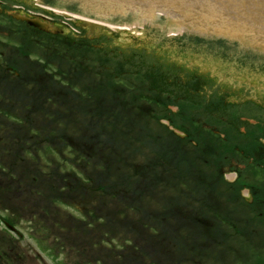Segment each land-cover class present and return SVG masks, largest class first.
Instances as JSON below:
<instances>
[{
    "label": "rangeland",
    "instance_id": "374dc122",
    "mask_svg": "<svg viewBox=\"0 0 264 264\" xmlns=\"http://www.w3.org/2000/svg\"><path fill=\"white\" fill-rule=\"evenodd\" d=\"M0 13L4 14L0 17L4 33L16 27L24 28L11 18L21 13L52 22L63 34L78 39L81 46L91 43L86 41H91L92 37L80 34L75 23L37 9L28 1L13 4L10 0H0ZM21 35L16 38L24 40ZM32 45L33 59H44L42 49ZM93 45L97 51L101 49L96 60L100 63L97 72L101 76L104 72L121 76L125 85L129 79L135 90L148 84L147 89L150 85L151 90L146 95L152 100L147 97L137 100L136 108L141 114H135L132 138H125L118 148L116 146L115 151L119 152H113L115 156L106 153L108 150L101 154L98 150L103 156H98L96 161L94 158L98 154L91 148L85 152L74 144L56 148V143H51L52 148L46 150L49 144L45 143L40 164L36 165L30 156L29 161L18 167L23 156L16 154L14 145L10 151L14 150L13 155L6 156V129H0V165H5L0 168V264H130V256L136 258V263L132 264H264V216H259V213L264 214V161H258L261 163L258 165L249 155L264 151V82L167 39L97 36ZM1 49H4L2 55L6 60V46ZM106 56L110 60L104 62L102 57ZM51 62L55 67L71 68L67 60L58 58ZM81 66L79 71L69 72L68 79L71 77L75 84L85 85L84 90H91L96 86L95 75ZM172 69L175 72L171 74ZM130 71L137 72L135 77ZM194 72L202 76L203 82L199 81L198 89L200 98L192 102L183 100L181 109L169 106L167 114L174 116L173 124L163 116L159 122L147 119L146 116L154 112L160 114L150 103L164 102L163 91L168 89L183 95L187 73ZM0 95L4 97V93ZM113 97L116 102L126 98L124 95ZM215 97L220 99L221 105H216ZM72 101L69 108L65 102L58 103V108L68 112L69 126L73 127L71 123L79 118L84 123L90 122L92 119L86 117L82 108L86 102L78 98ZM117 111L115 106L114 113ZM35 117L44 124L51 121L45 114ZM165 125L181 139L169 134ZM216 136L228 141L220 144ZM37 141L38 138L30 140L33 151L38 148ZM180 154L183 157H179ZM104 170H109L113 177L119 173L129 178L139 175L143 180L150 175L158 176L150 182L155 187L147 194L141 190L142 196L137 199L134 198L133 179L131 188L125 190L121 200L111 194L99 198L98 193L103 190L93 195L91 201L84 198L86 193L73 197L72 190L67 191L75 185L76 177L88 180L91 191ZM197 172L198 179H210L206 191L208 203H213L215 211L211 213H222L224 215L217 217L228 219L222 224L223 220L215 217L213 230L207 226L208 232L194 230L191 224L182 222L179 209L190 194L182 193V202L175 196L179 190L174 186L195 182L193 175ZM50 175H54L53 179L70 176V188L48 186L52 180ZM32 177L44 181L29 183ZM236 181H241V186L234 193L232 185ZM220 190L223 194L216 197L214 192ZM44 191L46 196H43ZM58 191L62 195L56 200L53 193ZM198 191L200 196L204 192ZM171 201L178 207L171 208ZM204 203L196 208H205L204 211L211 215ZM220 206L230 210L217 211ZM88 212L96 215L89 216ZM230 212L233 214L224 217ZM4 220L12 223L16 232L5 225ZM204 225L200 224L206 229ZM173 257L177 259L174 262Z\"/></svg>",
    "mask_w": 264,
    "mask_h": 264
},
{
    "label": "trees",
    "instance_id": "16d2710c",
    "mask_svg": "<svg viewBox=\"0 0 264 264\" xmlns=\"http://www.w3.org/2000/svg\"><path fill=\"white\" fill-rule=\"evenodd\" d=\"M3 16L4 15L0 13V17L2 18ZM1 21L2 19H0V47L6 46V60H4L2 55L4 53V49H1L0 77L2 78V81L0 82V94L4 93V97H6V99L0 95V129L2 127L6 129V138H4L6 140V156L13 155L12 153L14 150L12 153L10 151L14 145L16 147V154L20 153V155L23 156V161L18 163V167L21 166L20 164L24 161H29L30 156L32 157L33 162L37 165L40 164V153L45 143L49 144L48 146H45L46 150L52 148L51 143H56V148H67L74 144L85 152L91 148V150H94L98 154L95 155L96 157L94 158V161H96L98 156L99 158L100 156H103V154L99 155L98 150H100V154L103 153L104 150H108L106 153H112V155L115 156V153L119 152L115 151L117 150L116 146L118 148L125 138H132L133 136V131H135V114L137 116H140L141 114L136 108L137 100H143L144 97H147V91L151 90L150 85L148 89V84H144L142 87L139 86V89L136 87L137 89L135 90L132 85L129 84V79L125 85L123 83L125 81H123L121 76L116 77L114 74L112 75L108 72H104V75L101 76L102 74L97 72V67L100 65V63L97 62V57L100 56L98 51L101 52V49L97 51V48L91 41H86V43H91L81 46V44L76 41L78 40L76 38L40 32L36 28L22 22L19 23L23 24L24 28L21 27L20 29L16 27L15 30H10L9 32L4 33L2 31L3 26L1 25ZM15 21L16 20H14V22ZM9 26H11V24H9ZM20 34H22L21 36L24 37V40L16 38V36H20ZM32 44H35L36 48L42 49V58L44 59H33V52L30 50ZM15 51H18L19 53L14 54ZM19 54H22L23 56H20ZM58 58L67 60L71 68H60L52 65L51 60H58ZM102 59L104 62L106 60H110L108 56H106V58L102 57ZM81 65H84V67L86 66V68H88L87 71L95 75L93 82L96 86L92 87L91 90L88 88V90H84L83 88L86 86L75 84L71 81V77L68 79V74H70L69 72L79 71L82 69ZM170 72L172 74L175 70L172 69ZM129 73L131 75L134 74V77L137 74V72L134 71H130ZM187 74L188 78L185 81L186 89L184 90V94L176 95L173 93L175 90H172V92L171 89L163 91V96L165 97L163 99H166L165 101L168 102L155 100L153 101L154 103H150L152 104L151 106L155 107V111L156 109L159 110L160 114L154 112L153 115L151 114L150 116H146L148 117L147 119L157 120V122H159L161 119L160 117L163 116V118L167 117L173 124L174 116L167 114L170 111L169 106H179V109H181L183 108L181 104H184L183 100L192 102L197 100V98H200L198 89L200 84L199 81H202V76L197 75L196 72L193 74ZM172 77H176V75ZM41 78L43 79L41 80ZM117 79L120 80V82L116 81ZM192 83L193 86H191ZM84 91L89 92L84 94ZM122 94L126 96V98H119L120 101L116 102L113 96H123ZM73 98H78L86 102V105L82 108L85 110V114H87L86 117L92 119L90 122L87 121L84 123L79 118L76 122L71 123L73 127L69 126L67 121L68 112L58 108V103L61 104L65 102L66 107L69 108V104L73 102ZM214 99H216V97ZM215 102L216 105H221L220 99H216ZM53 104L57 105L54 106ZM115 106L118 107V111L116 113H114ZM40 114H45L51 119V121L46 124L42 123L39 120V117H35ZM84 118L85 117H83V119ZM116 118H118L119 122L116 121ZM41 123L42 125H40ZM165 128L169 134L173 133V131H170L166 125ZM173 135L176 139H181L179 138L180 136L176 137V134L174 133ZM36 138H38V145L36 146L38 148L33 151L30 140ZM216 138L220 141V144L221 142L223 143L228 141L227 139L219 138L218 136H216ZM76 139H78V142L73 143ZM42 141L45 142L43 143ZM160 141L162 140H159V142ZM169 152L171 155V150H169ZM106 153H104V155ZM249 155L254 158L258 165L261 164L258 161H264L263 150H261L260 153H249ZM179 157L183 156L180 154ZM0 166V168L3 169V166L5 165L3 164ZM56 166H59L58 162ZM35 172L38 173L37 170H35ZM102 172V176H100V179L97 181L98 183L91 188V191L89 188L90 185H87V183L90 184V182L79 177H76L75 185L70 188V185L72 184V178L70 176H58L53 179L54 175H50L49 179L52 178V180H50L51 182L48 183V186H55L54 188H61L63 186L70 188L67 189V191L71 192L72 190L73 197H78L86 193L87 195L84 198L88 199L87 201H91L93 199L92 196L96 195L99 190L104 191H100L98 193L99 198H102V196L106 197L111 194L112 197L116 196L121 200V195L125 193V190L131 188L132 179L135 181L132 185L134 189V196L139 198L142 196L140 194L141 190L146 191L144 193L147 194V191H149L150 188L153 189L155 187V185H151L150 182L158 176L150 175L148 178L143 180L139 175H132L133 177L129 178L124 174L119 173L115 174L113 177V175H109V170L108 172L106 170ZM193 176H195V182L191 181L182 183V185L179 184V186H174L178 187L177 189L179 190V194L175 195L176 199H181L182 193H186L188 195L190 194L189 199L186 198V201L182 203L180 207L181 209L179 210L182 215L185 212L195 211L203 214H209L204 211L205 208H196V206L199 207L198 204L205 202L204 204L206 209H210V213L211 211H214L211 206V201L208 203V200H206L208 196L206 190L209 186L210 179H198V172ZM8 177L12 178L10 175H8ZM30 179L34 182L29 181V183H37L36 180L44 181V179H38L37 177H32ZM49 179H46L45 181H48ZM238 184L239 181L236 185ZM236 185H232L235 189V193H237ZM9 187L11 186L9 185ZM164 187H166L165 183ZM200 189L204 190L202 194L203 196L198 195V190ZM43 194V196H46L45 191ZM215 194L219 197L223 193L220 190L215 191ZM58 195L59 197L62 195L61 191L53 193L56 200H59ZM190 198L192 200H190ZM130 203L131 202H129V204ZM170 207L177 208L178 205L177 203L171 201ZM88 214L89 216L96 215L91 212H88ZM211 215L215 218V216H213L215 213H211ZM259 216H264V214L259 213ZM225 220L228 221V219L224 218L223 224L225 223ZM87 224L91 225L88 221ZM197 228H199V231L207 232V230L204 231L203 228L198 226ZM194 230L196 229L194 228ZM95 244L98 245L99 242H96ZM132 263L134 262H131L130 264Z\"/></svg>",
    "mask_w": 264,
    "mask_h": 264
},
{
    "label": "water",
    "instance_id": "95a60500",
    "mask_svg": "<svg viewBox=\"0 0 264 264\" xmlns=\"http://www.w3.org/2000/svg\"><path fill=\"white\" fill-rule=\"evenodd\" d=\"M21 1L65 17L78 28H83L80 23L85 18L106 20L107 28L97 36L170 40L264 82V0H10V3ZM14 16L40 29L57 31L41 18ZM86 25L91 30L103 28L93 22ZM80 28L85 36L93 37L87 29Z\"/></svg>",
    "mask_w": 264,
    "mask_h": 264
},
{
    "label": "flooded vegetation",
    "instance_id": "af4514ba",
    "mask_svg": "<svg viewBox=\"0 0 264 264\" xmlns=\"http://www.w3.org/2000/svg\"><path fill=\"white\" fill-rule=\"evenodd\" d=\"M59 34H63V32L59 33ZM194 199H198V198H194ZM190 200H192V199L190 198ZM246 201H247V203L250 202L249 200H246ZM250 203L252 204V202H250ZM220 208H226L227 210H230V209L227 208V206H220ZM231 214H233V212L227 213L224 217H229V215H231ZM186 218H187L188 222L191 223V224H194V223L205 224V225H208L213 230V228L211 226L214 225V224H212L213 223L212 221L207 220L206 214H203V213H200V212H196V211L195 212H187V213L185 212L183 214V218L182 219H186ZM213 220H216V218L213 217ZM217 223L218 222H216V224ZM222 224H223V222H222ZM206 230L208 232V228H206L204 231H206ZM176 260L177 259H174V257H173V262L176 261ZM173 264H175V263H173Z\"/></svg>",
    "mask_w": 264,
    "mask_h": 264
}]
</instances>
